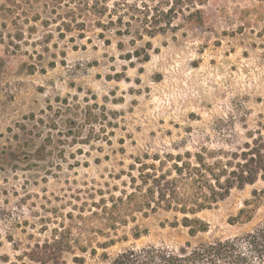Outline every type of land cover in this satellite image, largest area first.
I'll list each match as a JSON object with an SVG mask.
<instances>
[{"label": "rangeland", "instance_id": "obj_1", "mask_svg": "<svg viewBox=\"0 0 264 264\" xmlns=\"http://www.w3.org/2000/svg\"><path fill=\"white\" fill-rule=\"evenodd\" d=\"M86 2L0 0V264H34L25 254L54 230L70 231L56 264L249 231L264 219L262 179L199 212L209 229L195 237L173 225L183 214L162 209L125 208L127 222L110 229L98 205L131 192L137 157L158 166L154 155L206 149L226 160L264 142V1L205 0L206 26L177 14L176 29L142 40ZM245 201L258 204L253 219L229 224Z\"/></svg>", "mask_w": 264, "mask_h": 264}, {"label": "trees", "instance_id": "obj_2", "mask_svg": "<svg viewBox=\"0 0 264 264\" xmlns=\"http://www.w3.org/2000/svg\"><path fill=\"white\" fill-rule=\"evenodd\" d=\"M86 1L94 15L107 17L108 25L118 27L117 33H135L140 40L144 36L153 38L169 29H176L171 26L177 14H182L190 25L203 27L208 24L200 8L205 0H198V4L196 0H164V4L157 3L155 6L147 2L128 5L115 0ZM165 159L167 161L154 155L152 160L158 162V166L147 161V154L134 160L131 167L136 170L137 176L129 175L131 192L122 197H112L109 205L105 200H101V206L98 205L108 228L115 229L127 222L125 208H129L131 213L162 209L183 214L181 220L173 225L183 226L190 237H195L209 229L207 223L196 217L199 212L224 200L233 188L242 189L259 179L264 180V142L261 135L252 138L250 143L244 144L243 150L230 154L226 160L206 149L194 154H168ZM165 162H172L167 170H164ZM257 208L258 204L245 201L229 224L250 222ZM69 235V230H54L49 240L37 244L25 256L34 264H56L65 252L64 245L67 244L64 240ZM139 237V232L134 233L135 239ZM113 243L106 242L100 248L106 250ZM81 251L86 253L88 250L83 247ZM90 254L96 255V250L92 249ZM100 259L103 264H264V219L249 231L231 238H217L196 245L185 242L179 248L166 245L130 247L115 255L103 252ZM77 261L82 264L83 259Z\"/></svg>", "mask_w": 264, "mask_h": 264}]
</instances>
